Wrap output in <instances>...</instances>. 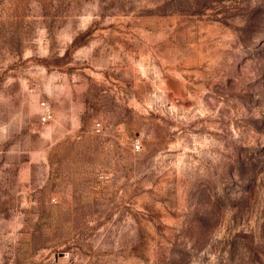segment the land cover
<instances>
[{
  "label": "rangeland",
  "instance_id": "374dc122",
  "mask_svg": "<svg viewBox=\"0 0 264 264\" xmlns=\"http://www.w3.org/2000/svg\"><path fill=\"white\" fill-rule=\"evenodd\" d=\"M0 264H264V0H0Z\"/></svg>",
  "mask_w": 264,
  "mask_h": 264
},
{
  "label": "built area",
  "instance_id": "2783aa9c",
  "mask_svg": "<svg viewBox=\"0 0 264 264\" xmlns=\"http://www.w3.org/2000/svg\"><path fill=\"white\" fill-rule=\"evenodd\" d=\"M44 107H46V106H44ZM45 110H46V112H45V114H44V116H43V118H42L43 122H47L48 120L51 119V114H50L49 109L45 108ZM137 149L139 150L140 147L137 146Z\"/></svg>",
  "mask_w": 264,
  "mask_h": 264
}]
</instances>
